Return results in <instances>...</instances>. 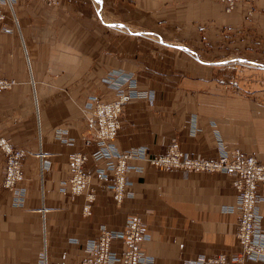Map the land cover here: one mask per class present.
Returning a JSON list of instances; mask_svg holds the SVG:
<instances>
[{"label": "crops", "instance_id": "1", "mask_svg": "<svg viewBox=\"0 0 264 264\" xmlns=\"http://www.w3.org/2000/svg\"><path fill=\"white\" fill-rule=\"evenodd\" d=\"M13 10L17 28L0 30V75L15 80L0 90V177L4 146L22 148L25 194L13 205L0 185V264H35L42 250L47 264H75L100 223L117 229L132 213L148 233L140 247L153 264L232 257L238 211L222 209L235 201L232 175H184L132 160L142 170L128 173L131 194L115 203L90 159L88 187L71 195L67 154L95 147L83 139L88 123L77 106L89 94L112 98L101 77L122 69L154 97L122 104L117 149L144 145L157 154L174 136L189 154L211 157L220 139L229 155L237 149L264 161V0L229 8L225 0H15ZM257 192L256 224L264 229V191ZM110 248L123 244L112 239Z\"/></svg>", "mask_w": 264, "mask_h": 264}, {"label": "built area", "instance_id": "2", "mask_svg": "<svg viewBox=\"0 0 264 264\" xmlns=\"http://www.w3.org/2000/svg\"><path fill=\"white\" fill-rule=\"evenodd\" d=\"M235 0H225L229 8ZM251 1V0H246ZM15 0H0V30L9 28L5 20L10 17L15 22L13 3ZM12 24V23H11ZM101 80L113 92V97L107 100L99 99L89 94L87 100L78 105L79 113L88 123L83 139L95 141V147L89 152L72 151L67 154L69 175L66 178L71 195L88 187L90 173L83 169V163L90 159L93 172L100 177L104 186L111 190L115 203L122 197L129 196L128 189L131 180L130 171L140 172L141 164L132 160H142L160 169H179L184 175L196 171H220L232 175L230 185L234 190V203L225 204V211H238L235 236L239 241V249L232 257H226L222 252L213 255H199L195 259H186L193 264H243L247 259L264 260V229L257 225L260 218L258 201L262 197L257 192L258 187L264 191V161L254 154H242L235 149L229 155L226 145L220 139L216 140L214 155L204 157L199 154H189L181 149L177 139L171 136L161 153L150 154L146 146L137 145L126 149H117L113 143L119 124L118 114L123 103L132 98H144L151 103L153 90H141L136 86V78L122 69L107 71ZM13 78L0 75V90L8 89L14 83ZM64 129L56 127L54 135L65 141ZM3 172L0 185L9 191L10 203L16 206L23 204L25 190L18 185L22 178L21 159L24 150L20 147L4 146ZM89 192V190H88ZM92 194L82 206V213L89 211ZM148 238L143 230V222L137 214H128L122 226L114 229L104 223L98 225L97 234L83 241L84 255L75 264H111L122 261L125 264H153V257L145 253L140 242ZM112 239H119L123 244L120 252L110 248ZM75 240V239H74ZM35 264H47L44 250L40 251Z\"/></svg>", "mask_w": 264, "mask_h": 264}, {"label": "bare ground", "instance_id": "3", "mask_svg": "<svg viewBox=\"0 0 264 264\" xmlns=\"http://www.w3.org/2000/svg\"><path fill=\"white\" fill-rule=\"evenodd\" d=\"M12 12H13V15L15 16V22H13V21H11V22H13V24H17V18H16V14H15V12H14V10L12 9ZM5 22L7 23V19L5 20ZM8 24V23H7ZM9 26V25H8ZM10 28H14V27H12V26H9ZM9 29V28H8ZM7 29V30H8ZM2 31V30H1ZM6 31V30H5ZM15 81V80H14ZM39 154H41V153H38V155ZM85 190V188L83 189V191ZM83 191H81V192H83ZM81 192H79V193H81ZM90 194H91V192H87V194H86V199L90 196ZM114 198V197H113ZM90 206V205H89ZM141 243V242H140ZM142 249V248H141ZM122 262V261H121Z\"/></svg>", "mask_w": 264, "mask_h": 264}, {"label": "rangeland", "instance_id": "4", "mask_svg": "<svg viewBox=\"0 0 264 264\" xmlns=\"http://www.w3.org/2000/svg\"><path fill=\"white\" fill-rule=\"evenodd\" d=\"M16 18H17V17H16ZM7 23H8L9 26H12V27H14V28H17V24H13V22H11L10 17L7 18ZM11 23H12V24H11ZM102 76H103V75H102ZM85 190H86V189H85ZM85 190H84V191H85ZM84 191H83V192H84ZM134 214H135V213H134ZM137 215H138V214H137ZM141 220H142V219H141ZM142 222H143V221H142ZM195 258H196V257H195ZM195 258H193V259H195Z\"/></svg>", "mask_w": 264, "mask_h": 264}]
</instances>
